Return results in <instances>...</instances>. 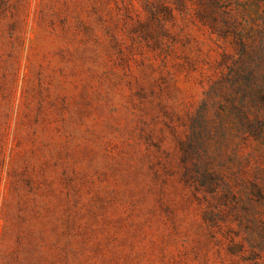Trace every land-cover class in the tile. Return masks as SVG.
Returning a JSON list of instances; mask_svg holds the SVG:
<instances>
[{"label": "rangeland", "instance_id": "374dc122", "mask_svg": "<svg viewBox=\"0 0 264 264\" xmlns=\"http://www.w3.org/2000/svg\"><path fill=\"white\" fill-rule=\"evenodd\" d=\"M241 37L264 0H0V264H264Z\"/></svg>", "mask_w": 264, "mask_h": 264}, {"label": "trees", "instance_id": "16d2710c", "mask_svg": "<svg viewBox=\"0 0 264 264\" xmlns=\"http://www.w3.org/2000/svg\"><path fill=\"white\" fill-rule=\"evenodd\" d=\"M246 43L243 37L235 41V48L241 50V54L235 61L229 63L232 71L230 75L233 77L231 86L238 92L237 100L232 105L236 107L237 117L247 119L250 130H253L254 124L257 125L256 129H259L261 118H264V63L258 62L262 66L260 67L252 61L253 56ZM259 178L262 179L263 175L252 176L249 184L243 187H248V195L263 198L264 181ZM235 195L244 196L243 193Z\"/></svg>", "mask_w": 264, "mask_h": 264}]
</instances>
